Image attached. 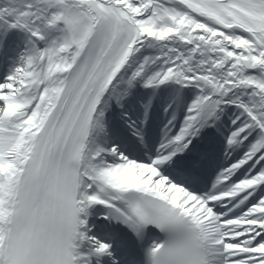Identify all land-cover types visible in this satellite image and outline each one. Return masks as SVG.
I'll return each instance as SVG.
<instances>
[{"label": "snow or ice", "instance_id": "obj_1", "mask_svg": "<svg viewBox=\"0 0 264 264\" xmlns=\"http://www.w3.org/2000/svg\"><path fill=\"white\" fill-rule=\"evenodd\" d=\"M0 264H264V0H0Z\"/></svg>", "mask_w": 264, "mask_h": 264}]
</instances>
